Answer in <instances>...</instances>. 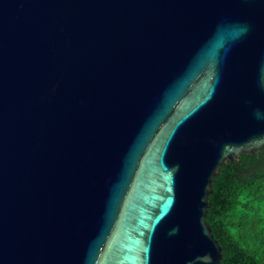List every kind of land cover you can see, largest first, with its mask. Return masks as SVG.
<instances>
[{
    "label": "water",
    "instance_id": "95a60500",
    "mask_svg": "<svg viewBox=\"0 0 264 264\" xmlns=\"http://www.w3.org/2000/svg\"><path fill=\"white\" fill-rule=\"evenodd\" d=\"M262 148L264 0H0V264H221Z\"/></svg>",
    "mask_w": 264,
    "mask_h": 264
},
{
    "label": "trees",
    "instance_id": "16d2710c",
    "mask_svg": "<svg viewBox=\"0 0 264 264\" xmlns=\"http://www.w3.org/2000/svg\"><path fill=\"white\" fill-rule=\"evenodd\" d=\"M206 220L223 248L221 264H264V148L221 166Z\"/></svg>",
    "mask_w": 264,
    "mask_h": 264
}]
</instances>
